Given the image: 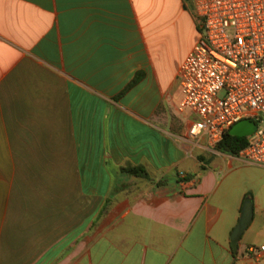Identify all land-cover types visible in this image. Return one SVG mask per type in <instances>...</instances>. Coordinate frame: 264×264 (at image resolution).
<instances>
[{
    "label": "crops",
    "instance_id": "crops-1",
    "mask_svg": "<svg viewBox=\"0 0 264 264\" xmlns=\"http://www.w3.org/2000/svg\"><path fill=\"white\" fill-rule=\"evenodd\" d=\"M200 38L194 0H0V264H264V167L187 138Z\"/></svg>",
    "mask_w": 264,
    "mask_h": 264
},
{
    "label": "built area",
    "instance_id": "built-area-1",
    "mask_svg": "<svg viewBox=\"0 0 264 264\" xmlns=\"http://www.w3.org/2000/svg\"><path fill=\"white\" fill-rule=\"evenodd\" d=\"M194 6L201 38L178 72L179 109L196 116L187 138L218 145L235 124L252 120L257 128L238 157L264 167V0H194Z\"/></svg>",
    "mask_w": 264,
    "mask_h": 264
},
{
    "label": "water",
    "instance_id": "water-1",
    "mask_svg": "<svg viewBox=\"0 0 264 264\" xmlns=\"http://www.w3.org/2000/svg\"><path fill=\"white\" fill-rule=\"evenodd\" d=\"M256 128H257L256 122L249 119L242 120L239 123L235 124L230 129V134L238 137H249L255 132ZM252 219H253V210L252 207L250 206L247 209H245L241 217L240 223L233 233L232 247L234 251L238 250L239 242L244 232L248 229L249 225L251 224Z\"/></svg>",
    "mask_w": 264,
    "mask_h": 264
},
{
    "label": "trees",
    "instance_id": "trees-1",
    "mask_svg": "<svg viewBox=\"0 0 264 264\" xmlns=\"http://www.w3.org/2000/svg\"><path fill=\"white\" fill-rule=\"evenodd\" d=\"M248 140V137H238L231 135L229 130L226 132L224 139L218 144V148L223 152L238 156L239 153L247 146ZM126 170L138 176L148 177V172L142 167Z\"/></svg>",
    "mask_w": 264,
    "mask_h": 264
},
{
    "label": "rangeland",
    "instance_id": "rangeland-1",
    "mask_svg": "<svg viewBox=\"0 0 264 264\" xmlns=\"http://www.w3.org/2000/svg\"><path fill=\"white\" fill-rule=\"evenodd\" d=\"M187 43L179 37L168 36V40L165 42L163 48V57L164 62L170 67L174 68V65L178 62L179 58L183 54L184 49L186 48Z\"/></svg>",
    "mask_w": 264,
    "mask_h": 264
}]
</instances>
